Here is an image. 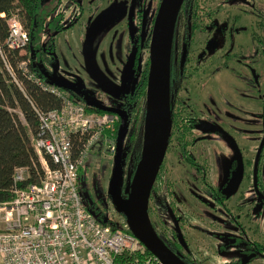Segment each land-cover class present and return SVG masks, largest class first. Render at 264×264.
<instances>
[{
    "label": "flooded vegetation",
    "instance_id": "1",
    "mask_svg": "<svg viewBox=\"0 0 264 264\" xmlns=\"http://www.w3.org/2000/svg\"><path fill=\"white\" fill-rule=\"evenodd\" d=\"M205 2H182L168 46L166 239L150 221L151 212L148 217L160 239L185 264H264V123L257 141L252 138L255 130L251 131L252 100L264 102V0H211V7L203 11ZM137 11L127 39L135 53L148 47L149 66L153 24L145 36L144 10ZM134 60L133 68L138 57ZM144 67L136 74L138 79ZM112 87L114 93L99 85L103 97L116 99V104L101 101L100 93L97 100L122 110L118 95L131 89ZM137 103L134 100L130 109L137 111ZM259 109L264 117V103ZM99 153L87 161L86 168ZM130 171L125 175L123 171V198H128L125 187ZM161 176L164 185L163 172ZM81 192L102 223L113 226L126 220L111 209L110 194V203L101 210L99 202L89 204L83 187ZM205 238L211 241L207 255L199 246ZM196 245L198 253L192 248Z\"/></svg>",
    "mask_w": 264,
    "mask_h": 264
},
{
    "label": "built area",
    "instance_id": "2",
    "mask_svg": "<svg viewBox=\"0 0 264 264\" xmlns=\"http://www.w3.org/2000/svg\"><path fill=\"white\" fill-rule=\"evenodd\" d=\"M1 17L8 26L6 48L24 53L29 36L19 17ZM0 54L10 82L23 93L26 80L59 101L58 108L46 111L31 104L38 119L31 144L43 173L33 175L38 181L26 188L14 187L13 199L0 204L1 264H119L124 255L144 254L146 248L129 231L126 220L111 226L93 215L79 183L80 169L96 152L115 153L118 116L87 111L78 98L38 78L29 59L12 64ZM28 177L27 168H16L13 181ZM111 209L118 213L113 203ZM144 257L143 264H161L152 254Z\"/></svg>",
    "mask_w": 264,
    "mask_h": 264
},
{
    "label": "rangeland",
    "instance_id": "3",
    "mask_svg": "<svg viewBox=\"0 0 264 264\" xmlns=\"http://www.w3.org/2000/svg\"><path fill=\"white\" fill-rule=\"evenodd\" d=\"M205 1L203 11L211 7V0ZM160 2L161 0H76L73 3L72 0H54L57 7L60 3V7L54 14L62 11L63 25L67 26L68 23L74 25L54 39L55 50L51 52L52 60L41 69L42 75L47 77L46 82L59 86H70V89H60L67 96L77 97L80 103L85 104L89 98L97 100L96 96L100 93L101 101L108 100L111 104H116V99L103 97L104 93L86 68L83 51L86 36L91 29L95 28L90 42V56L96 74L104 82L114 85L116 89L129 91L138 79L136 74L148 61V47H146L138 54L137 64L133 68L135 49L129 46L127 39L132 33L131 18L134 14L135 20L137 10L141 8L144 10V33L146 36L151 29ZM44 3L52 6L53 0H46ZM224 17V14L221 13L220 19H224ZM19 19L23 28L27 30L23 19L21 17ZM220 34L219 32L218 35ZM217 44L220 45L221 41H218ZM98 102L100 103V101ZM263 103L260 100H252L251 131L255 130L252 132L253 141L260 139L264 117L259 114L261 111L259 108ZM21 120L24 123L22 117ZM127 126L126 137H129L130 125L127 123ZM125 141L127 142V138H125V145L123 143L122 148V155L123 153L128 155L127 160L122 161L124 175L130 170L129 144H126ZM114 150H116V142ZM98 155V158L92 161L93 163L89 167L82 168L79 183L84 189L89 204L99 202L98 207L105 210L107 204L110 203L109 185L115 153L103 151ZM162 169L165 187L160 195L155 196L154 199L151 198L149 208L152 209L150 221L154 223L157 232L166 239V157ZM33 179L38 181L37 176ZM206 238L205 242L200 243L199 246L206 250L205 254L207 255L211 253V241ZM199 246L192 247L195 253L199 252ZM200 251L204 252L202 249Z\"/></svg>",
    "mask_w": 264,
    "mask_h": 264
},
{
    "label": "trees",
    "instance_id": "4",
    "mask_svg": "<svg viewBox=\"0 0 264 264\" xmlns=\"http://www.w3.org/2000/svg\"><path fill=\"white\" fill-rule=\"evenodd\" d=\"M45 1L46 0H0V51H2L3 55L12 64H15L17 61L29 59L31 69L35 75L43 81H45L47 77L42 75L41 69L47 66L52 60L51 52L55 50L54 39L56 33L68 31L70 27L74 25L73 23H68L67 26L63 25V14H54L60 7L61 2L57 7V5L54 4V0L52 6L46 5V3H44ZM186 1L190 0H185V2ZM182 4L178 10H180ZM195 4L194 2V5ZM2 14L5 16L15 14L21 17L25 22L29 42L24 53L20 54L18 51H10L6 48L5 41L8 36V26L6 21L1 17ZM75 15L78 16L77 14ZM138 41L140 40L138 39ZM137 57H139L138 52L135 53V58ZM42 64H44V66H42ZM147 73L148 62L145 64L143 75H139V79L134 83L130 92L118 95L121 109L127 113V123L130 125V135L126 137L127 142L125 141L126 144H129V157L130 160H132L130 161L131 171L127 177V183H133L136 166L140 158ZM22 84L24 93L10 82L0 54V204L10 202L13 199L14 187L19 189L26 188L33 182V175L37 173L41 176L43 173L38 155L31 144V138L35 137L38 131V119L31 104L43 111L59 107V101L46 93L40 92L38 88L29 81L22 80ZM134 100L138 101L137 111L130 109ZM138 104H141V107L138 108ZM85 107L89 112L104 113L90 107L86 103ZM119 125L120 120L114 127V138L117 137ZM76 144L79 146L81 142L76 141ZM127 157L128 155L123 153V162L127 160ZM22 167L28 169L29 177L25 181L16 184L13 181L14 171L16 168ZM161 170L162 167L155 180V185H153L149 200H151L153 196L160 195L165 187L162 183ZM81 174L82 169L79 171V177ZM130 197L131 195L129 194L128 198ZM150 212L151 209L148 208L149 215ZM161 240L166 244V241L162 238ZM144 256H151V253L145 250L144 254L137 255L135 258L133 256L124 255L119 260V264H143ZM135 259L137 262H135Z\"/></svg>",
    "mask_w": 264,
    "mask_h": 264
},
{
    "label": "water",
    "instance_id": "5",
    "mask_svg": "<svg viewBox=\"0 0 264 264\" xmlns=\"http://www.w3.org/2000/svg\"><path fill=\"white\" fill-rule=\"evenodd\" d=\"M183 1L184 0H161L154 18L149 43V66L145 92L140 159L136 167L133 183H128L125 187V194H130V198H123L120 194L123 182V170L121 166L122 148L128 131L126 112L117 108L105 107L93 98H89L86 101L87 103L85 102L90 107L102 112L115 114L119 117L120 125L117 137L115 138L116 150L110 179L109 194L116 210L125 216L129 231L143 244L149 253L160 261L161 264H185L177 255L171 252L166 244L157 236L148 217L149 197L159 169L163 163L168 142V46L173 22L177 10ZM93 29L95 30V28ZM93 29L88 32L85 40L83 49L85 65L90 76L95 80L98 86L100 85L108 92H113L112 85L110 86L108 83L104 82L92 67L90 42L94 34ZM51 85H55L58 88L70 89V86L67 85Z\"/></svg>",
    "mask_w": 264,
    "mask_h": 264
},
{
    "label": "crops",
    "instance_id": "6",
    "mask_svg": "<svg viewBox=\"0 0 264 264\" xmlns=\"http://www.w3.org/2000/svg\"><path fill=\"white\" fill-rule=\"evenodd\" d=\"M0 264H1V262H0Z\"/></svg>",
    "mask_w": 264,
    "mask_h": 264
}]
</instances>
